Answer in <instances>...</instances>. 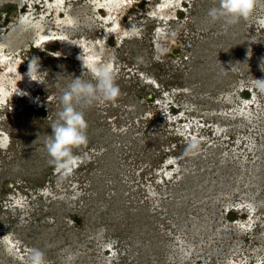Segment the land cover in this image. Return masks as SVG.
Masks as SVG:
<instances>
[{
    "label": "rangeland",
    "instance_id": "obj_1",
    "mask_svg": "<svg viewBox=\"0 0 264 264\" xmlns=\"http://www.w3.org/2000/svg\"><path fill=\"white\" fill-rule=\"evenodd\" d=\"M28 1L0 0V264L34 247L48 264H264V0L235 25L207 16L217 0H169L163 25L153 0L110 40L96 0ZM35 25L68 40L37 45ZM83 62L111 66L121 94L83 109L88 143L64 172L46 141L73 77L93 79Z\"/></svg>",
    "mask_w": 264,
    "mask_h": 264
},
{
    "label": "clouds",
    "instance_id": "obj_2",
    "mask_svg": "<svg viewBox=\"0 0 264 264\" xmlns=\"http://www.w3.org/2000/svg\"><path fill=\"white\" fill-rule=\"evenodd\" d=\"M256 3L257 0H217L216 5L208 10L207 16L213 22L223 21L226 24L235 25L241 20H247L252 15ZM23 9V7L20 8V10ZM161 51L167 53L169 49L162 47ZM39 67L38 57H33L29 61L26 73L31 81L41 83L37 78L43 75ZM261 67L264 70V65ZM83 68L85 71L91 72L93 79L84 80L82 76L73 77L67 90L60 96L61 108L56 113L55 121L50 125L52 134L46 141V150L50 157L49 164L64 172H71L78 159L74 149L88 143V123L83 109L91 107L101 100L114 102L121 94L115 74L107 66L99 64L89 68L83 62ZM254 86L264 93V79H254ZM17 93L27 95L19 90ZM198 148V141L193 140L186 146L185 151L186 153H195ZM27 261L28 264H48L46 253L36 247L30 250Z\"/></svg>",
    "mask_w": 264,
    "mask_h": 264
},
{
    "label": "bare ground",
    "instance_id": "obj_3",
    "mask_svg": "<svg viewBox=\"0 0 264 264\" xmlns=\"http://www.w3.org/2000/svg\"><path fill=\"white\" fill-rule=\"evenodd\" d=\"M35 1H36V4L39 5V3H43L41 5H43V7H45L46 10H48L49 12L52 11V10H55V9H52L51 7L48 6L47 4V0H42V1H39V0H33V1H28L29 4V10L31 12L34 11V6H35ZM137 1H140V0H96L95 3H94V7H93V10H94V13L95 14H99L102 10L107 12L106 14L108 15L107 18H100L101 19V22H102V26L103 25H108L109 26V29L106 28L105 26V32H103L102 36L101 37L102 39H105L107 40L111 34H117L119 35V39L122 37V35H120L119 32V27H117V17L118 15H121L122 13H126L129 8L133 5V3L137 2ZM160 6H158L156 8V14H149L148 16L151 18V19H157L159 21L162 22L163 25L167 24V22H169L170 20H172V17L169 16L168 12H170L169 10L171 9H174L177 5L173 4L172 2H169V0H161L160 1ZM25 5V4H22L21 7ZM64 13L66 12L65 10H61L57 13H61L63 12ZM134 15L131 16L127 26H132V23L131 21L134 20ZM99 19V17H98ZM68 21V20H67ZM63 22H58L57 25H59L60 27V24L62 25ZM36 26V25H35ZM64 26H69V27H73V24L71 21L64 23ZM90 29H92L91 27H89ZM104 29V28H103ZM163 29H159L157 30L156 33L159 34V37L162 39L163 38V35H164V32H162ZM126 32L127 31H124L123 34H125L124 37H128L126 35ZM122 33V32H121ZM101 39V40H102ZM35 43L37 45L39 44H44V43H52L53 41L52 40H56L55 42H57L58 40L60 42H64L65 40H68L67 37L65 36V34L63 35V33H55V32H50V31H43L41 30L40 27L36 26V35H35ZM35 44V45H36ZM19 49H17L16 51H10V55H17L19 52ZM84 51H86V49H84ZM11 60V59H9ZM8 59H4L3 55H1V58H0V64L2 65V67L4 66L5 68H8ZM110 67V70H111V66ZM0 96L3 97V99H6L7 97H9L8 95H3L1 90H0ZM16 100V99H14ZM2 102H0V108L2 107ZM252 105V104H251ZM254 211H252L253 213Z\"/></svg>",
    "mask_w": 264,
    "mask_h": 264
},
{
    "label": "flooded vegetation",
    "instance_id": "obj_4",
    "mask_svg": "<svg viewBox=\"0 0 264 264\" xmlns=\"http://www.w3.org/2000/svg\"><path fill=\"white\" fill-rule=\"evenodd\" d=\"M152 1H153V0H140V1H137V2L133 3V5L129 8V10H128L126 13L123 14L124 22H128V21L130 20V18H131V16H132V15H130V16L128 17V13L130 12V10H132V9H134V8H137L138 6H141V7H143V5H147V6H149V4H150ZM191 1H192V0H191ZM183 3H187V4H189L190 2L187 1V0H184ZM42 4H43V3H42ZM160 4H161V3H160ZM37 6H38V5H37ZM39 6H42V5L39 4ZM158 6H159L158 4L155 5L156 8H157ZM185 10H186V6H183V5L177 8V11L180 12V14H182ZM101 12H105V11L102 10ZM172 19L175 20L176 17H175V18H172ZM157 23H158V22H157ZM112 37H115L114 34H111L110 37L108 38V40H110Z\"/></svg>",
    "mask_w": 264,
    "mask_h": 264
}]
</instances>
